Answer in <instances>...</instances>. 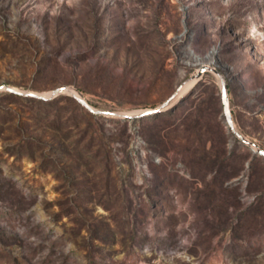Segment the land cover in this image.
<instances>
[{
    "label": "rangeland",
    "instance_id": "rangeland-1",
    "mask_svg": "<svg viewBox=\"0 0 264 264\" xmlns=\"http://www.w3.org/2000/svg\"><path fill=\"white\" fill-rule=\"evenodd\" d=\"M264 0H0V264H264ZM194 84V85H193ZM170 110V111H169Z\"/></svg>",
    "mask_w": 264,
    "mask_h": 264
},
{
    "label": "water",
    "instance_id": "water-1",
    "mask_svg": "<svg viewBox=\"0 0 264 264\" xmlns=\"http://www.w3.org/2000/svg\"><path fill=\"white\" fill-rule=\"evenodd\" d=\"M206 72L213 73L218 79L220 97H221V102H222V106H223V114L226 118V123H227L228 127L231 129L232 133L245 146H247L253 153H255L261 157H264V150L260 149L258 146H256V144H254L252 141L247 139L236 128V126L234 124V121H233V118L231 115V110L229 108L228 88H227V84H226L224 76H222L216 69H214L210 66H207V65H203L191 77V80H195L194 84L197 83ZM180 88H181V86H179L175 90V92L160 106L153 108V109H145V110L137 111V112H134L131 114L112 112V111H103V110L95 109L92 106H90L87 103V101L78 92H76L75 90H73L72 88H69L67 86H63V87L54 89L47 96L40 95V94L33 93V92H21V91L14 89V88L9 87V86L0 87V91H6L10 94L34 98V99H38V100H51V99H54L60 95L65 94V95L71 97L72 99H74L79 105H81L85 110H87L89 113H91L93 115L119 117L122 119H141V118H144L147 116H151L153 114L164 112L165 110L172 107L173 104L178 100L177 97H178V93L180 91Z\"/></svg>",
    "mask_w": 264,
    "mask_h": 264
},
{
    "label": "bare ground",
    "instance_id": "bare-ground-1",
    "mask_svg": "<svg viewBox=\"0 0 264 264\" xmlns=\"http://www.w3.org/2000/svg\"><path fill=\"white\" fill-rule=\"evenodd\" d=\"M190 85H191V83H186L183 86V88L181 89L180 94L182 95L183 93H185L188 90V88H189Z\"/></svg>",
    "mask_w": 264,
    "mask_h": 264
},
{
    "label": "trees",
    "instance_id": "trees-1",
    "mask_svg": "<svg viewBox=\"0 0 264 264\" xmlns=\"http://www.w3.org/2000/svg\"><path fill=\"white\" fill-rule=\"evenodd\" d=\"M154 108V107H153ZM170 111V110H169ZM165 112V111H164ZM164 112H160V113H157V114H153L151 116H147L148 118L151 117V118H155V117H158L159 115L163 114Z\"/></svg>",
    "mask_w": 264,
    "mask_h": 264
}]
</instances>
